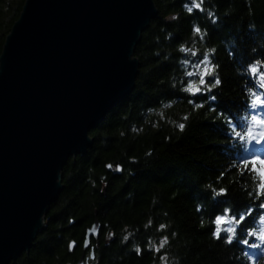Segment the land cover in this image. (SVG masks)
Wrapping results in <instances>:
<instances>
[{
    "label": "trees",
    "instance_id": "1",
    "mask_svg": "<svg viewBox=\"0 0 264 264\" xmlns=\"http://www.w3.org/2000/svg\"><path fill=\"white\" fill-rule=\"evenodd\" d=\"M25 1L0 0V55ZM154 1L158 15L135 51L140 68L134 91L90 131L95 141L88 153L68 159L64 189L44 229L32 249L11 264H76L87 230L97 221L101 229L91 240L94 261L89 264H264V252L214 240L209 219L228 207L244 210L246 191L256 180L250 173L241 177L236 165L242 157L264 156V144L241 147L229 139L222 117L207 105L193 109L187 103L179 91L178 52L181 44L208 52L222 81L218 107L231 113L234 123H243L238 117L247 119L249 113L242 103L239 66L264 59V0H204L205 13L216 14L215 25L205 13L194 11L190 17L184 7L190 0ZM192 23L206 27L208 35L195 38ZM257 114L264 116V110ZM117 165L122 172L115 171ZM222 171L225 177L217 180ZM208 185L228 187L229 197L211 200ZM160 224L166 227L160 230ZM164 237L168 242L161 248ZM244 252L256 254L249 261Z\"/></svg>",
    "mask_w": 264,
    "mask_h": 264
},
{
    "label": "water",
    "instance_id": "2",
    "mask_svg": "<svg viewBox=\"0 0 264 264\" xmlns=\"http://www.w3.org/2000/svg\"><path fill=\"white\" fill-rule=\"evenodd\" d=\"M157 15L154 0L25 1L0 55V264L32 249L68 159L134 91L136 47Z\"/></svg>",
    "mask_w": 264,
    "mask_h": 264
},
{
    "label": "snow or ice",
    "instance_id": "3",
    "mask_svg": "<svg viewBox=\"0 0 264 264\" xmlns=\"http://www.w3.org/2000/svg\"><path fill=\"white\" fill-rule=\"evenodd\" d=\"M190 2L191 6L184 5L190 17L194 11L205 13L204 0H190ZM205 15L213 25L217 23L215 13L209 11ZM172 19L175 20L177 17L173 16ZM191 32L197 39H203L208 35L207 28L202 29L196 23L191 24ZM178 52L182 54L179 64L183 74L179 91L186 94L187 103L193 109L205 108L207 105L208 111L214 112L216 117H222L229 129V139L239 141L241 147L253 143L264 144V116L257 114L258 110H264V71L260 70V66H264V59H253L239 66L238 74L244 81L241 85L242 103L249 113V118L238 117L243 123L237 124L234 123L231 113L218 107L217 90L222 86L218 74L219 65L212 62L208 52H197L184 44L179 46ZM184 119L187 120L188 117L185 116ZM178 128L181 132L184 131L185 124H179ZM244 150L248 151V148ZM106 167L112 169L113 166L108 164ZM236 168L240 170L241 177L252 174L256 180L255 186L252 190L246 191L248 202L243 211L228 207L209 217L211 237L226 246L236 243L246 246L247 249L264 252V156L252 154L242 157L237 162ZM115 171L122 172L123 167L117 165ZM225 175V172H220L217 180L223 179ZM205 191L211 200L218 201L220 198H228L230 189L228 187L214 188L208 185ZM200 210L201 207L198 206L197 211ZM69 222L72 223V221ZM165 227L164 224L159 225L160 230ZM96 235H99L98 231ZM128 239L129 237H124L125 241ZM167 242L168 238L164 237L161 248ZM87 246L86 244L85 247ZM74 247L75 242H72L69 249ZM161 248L155 251L160 252ZM140 251L141 249H136L138 254ZM243 254L250 261L256 253L244 252Z\"/></svg>",
    "mask_w": 264,
    "mask_h": 264
},
{
    "label": "flooded vegetation",
    "instance_id": "4",
    "mask_svg": "<svg viewBox=\"0 0 264 264\" xmlns=\"http://www.w3.org/2000/svg\"><path fill=\"white\" fill-rule=\"evenodd\" d=\"M93 252H94V247H93V246H91L89 250L87 249L86 251H83V253H85V254H83V253H82V254H83L84 256H88V257L86 258L87 262H88V260L91 259V258L94 259V258H93V257H94ZM92 259H91V260H92ZM87 262H86V263H87ZM88 264H89V262H88Z\"/></svg>",
    "mask_w": 264,
    "mask_h": 264
},
{
    "label": "bare ground",
    "instance_id": "5",
    "mask_svg": "<svg viewBox=\"0 0 264 264\" xmlns=\"http://www.w3.org/2000/svg\"><path fill=\"white\" fill-rule=\"evenodd\" d=\"M91 246H92V245H90L87 249L89 250ZM83 248H85V247H83Z\"/></svg>",
    "mask_w": 264,
    "mask_h": 264
},
{
    "label": "rangeland",
    "instance_id": "6",
    "mask_svg": "<svg viewBox=\"0 0 264 264\" xmlns=\"http://www.w3.org/2000/svg\"><path fill=\"white\" fill-rule=\"evenodd\" d=\"M58 200V199H57ZM90 229V228H89ZM84 258H85V256H84ZM94 260H92V262H93ZM91 264H94V263H91Z\"/></svg>",
    "mask_w": 264,
    "mask_h": 264
}]
</instances>
